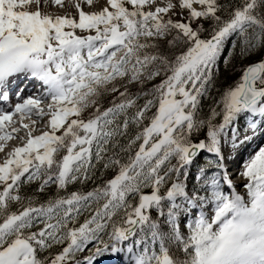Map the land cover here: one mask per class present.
I'll return each mask as SVG.
<instances>
[{
    "label": "snow or ice",
    "instance_id": "obj_1",
    "mask_svg": "<svg viewBox=\"0 0 264 264\" xmlns=\"http://www.w3.org/2000/svg\"><path fill=\"white\" fill-rule=\"evenodd\" d=\"M68 3L0 0V264H264V0Z\"/></svg>",
    "mask_w": 264,
    "mask_h": 264
},
{
    "label": "rangeland",
    "instance_id": "obj_2",
    "mask_svg": "<svg viewBox=\"0 0 264 264\" xmlns=\"http://www.w3.org/2000/svg\"><path fill=\"white\" fill-rule=\"evenodd\" d=\"M91 9H88V8H85V11H90ZM48 11L52 12V13H61V14H64L65 12H69V13H74V11H70L69 9L67 8H57V7H51L50 9H48ZM254 60H258V59H245L243 62L241 63H237V67H244L246 65H248L249 63H251L252 61ZM241 75V73L238 71L236 72L235 74H232L231 72H221V80L225 83H230L232 80H235L237 79L239 76ZM18 141H11L9 142V147L11 148L12 146H14ZM9 148V149H10Z\"/></svg>",
    "mask_w": 264,
    "mask_h": 264
},
{
    "label": "trees",
    "instance_id": "obj_3",
    "mask_svg": "<svg viewBox=\"0 0 264 264\" xmlns=\"http://www.w3.org/2000/svg\"><path fill=\"white\" fill-rule=\"evenodd\" d=\"M259 59L260 58V56H259V54L257 55V56H254V57H251L250 59ZM239 64V63H241L240 61H236V64ZM109 175H111V173H109ZM91 187H92V184L91 183H89L88 185H86L85 186V190H90L91 189ZM78 188H80V185H75V186H73V185H69V189H68V191H74V190H76V189H78Z\"/></svg>",
    "mask_w": 264,
    "mask_h": 264
},
{
    "label": "bare ground",
    "instance_id": "obj_4",
    "mask_svg": "<svg viewBox=\"0 0 264 264\" xmlns=\"http://www.w3.org/2000/svg\"><path fill=\"white\" fill-rule=\"evenodd\" d=\"M64 7L67 8V9H69L71 12L74 11V9H72V8L69 7L68 0H64ZM64 7H63V8H64ZM85 8H87V7H85ZM49 9H50V8H49ZM60 14H61V13H60ZM17 143H18V142H17ZM17 143H16V144H17ZM16 144H15V145H16ZM9 146H10V145H9ZM9 148H10V147H9ZM2 159H3V155L0 154V160H2Z\"/></svg>",
    "mask_w": 264,
    "mask_h": 264
}]
</instances>
